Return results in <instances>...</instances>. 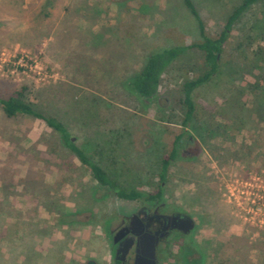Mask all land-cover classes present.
Returning <instances> with one entry per match:
<instances>
[{"label":"rangeland","instance_id":"obj_1","mask_svg":"<svg viewBox=\"0 0 264 264\" xmlns=\"http://www.w3.org/2000/svg\"><path fill=\"white\" fill-rule=\"evenodd\" d=\"M192 1L217 37L245 0ZM179 36L201 39L183 0H0V97L24 92L127 192L156 190L204 54L177 60L152 101L125 86L151 48ZM195 100L163 185V202L194 219L191 248L160 264H264V0L239 18L221 74ZM138 207L101 186L45 121L0 108V264H108L111 230Z\"/></svg>","mask_w":264,"mask_h":264},{"label":"trees","instance_id":"obj_2","mask_svg":"<svg viewBox=\"0 0 264 264\" xmlns=\"http://www.w3.org/2000/svg\"><path fill=\"white\" fill-rule=\"evenodd\" d=\"M186 8L197 19L199 23L201 39L199 41L188 44L185 38L178 37L177 44L173 46L159 45L151 48L146 65L138 75H135L125 88L140 100L152 101L157 98L162 85L163 77L173 64L191 49H198L204 54L206 70L201 74H197L193 79H189L183 86V104L185 107V119L183 122L184 132L177 136L174 148L169 154L163 156L161 160V184L156 190L152 191H131L127 192L121 185L111 178L105 169L87 156L73 140L66 125L58 118L47 116L40 113L35 107L26 100L24 92H16L9 98L0 97V108L4 111L8 118H16L19 116H32L41 119L52 128L62 140V143L70 151L76 154L81 163L87 167L94 179L104 187H108L118 197L132 201L154 202L163 200L164 183L167 181L168 174L173 162L177 159L179 153V143L187 134L191 122L196 118L197 103L195 93L198 89L209 84L216 76L222 72V55L225 52L226 44L231 38L233 29L242 14L254 3L259 0H245L243 4L237 7L230 16L225 29L218 34L217 37H211L207 34L206 25L201 18L199 10L196 8L192 0H183Z\"/></svg>","mask_w":264,"mask_h":264},{"label":"flooded vegetation","instance_id":"obj_3","mask_svg":"<svg viewBox=\"0 0 264 264\" xmlns=\"http://www.w3.org/2000/svg\"><path fill=\"white\" fill-rule=\"evenodd\" d=\"M137 202L136 211L111 230L108 264H150L153 260L160 264L164 257H174L172 250L176 245L185 250L191 248L195 222L189 229L187 217L193 219L190 215L167 206L163 200Z\"/></svg>","mask_w":264,"mask_h":264},{"label":"water","instance_id":"obj_4","mask_svg":"<svg viewBox=\"0 0 264 264\" xmlns=\"http://www.w3.org/2000/svg\"><path fill=\"white\" fill-rule=\"evenodd\" d=\"M187 220H188V225H189V229H192L193 226H194V221L193 219H191L190 217H187ZM193 223V225H192ZM152 257L154 258L155 256L152 255ZM88 264H96L95 261H89ZM150 264H156V261H151Z\"/></svg>","mask_w":264,"mask_h":264},{"label":"built area","instance_id":"obj_5","mask_svg":"<svg viewBox=\"0 0 264 264\" xmlns=\"http://www.w3.org/2000/svg\"><path fill=\"white\" fill-rule=\"evenodd\" d=\"M25 59L22 57L20 60H19V62H18V64H20L21 66H24L25 65Z\"/></svg>","mask_w":264,"mask_h":264}]
</instances>
